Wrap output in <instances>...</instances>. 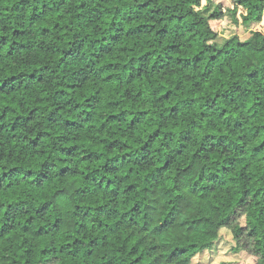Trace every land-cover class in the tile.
<instances>
[{
	"label": "trees",
	"instance_id": "16d2710c",
	"mask_svg": "<svg viewBox=\"0 0 264 264\" xmlns=\"http://www.w3.org/2000/svg\"><path fill=\"white\" fill-rule=\"evenodd\" d=\"M231 3L0 0V264H192L222 229L264 264V0Z\"/></svg>",
	"mask_w": 264,
	"mask_h": 264
},
{
	"label": "rangeland",
	"instance_id": "374dc122",
	"mask_svg": "<svg viewBox=\"0 0 264 264\" xmlns=\"http://www.w3.org/2000/svg\"><path fill=\"white\" fill-rule=\"evenodd\" d=\"M216 4L224 8H231V0H213ZM212 27L219 35V42L233 36H238L242 41L247 40L254 28H245L236 26L230 17L222 21L212 22ZM261 28V27H259ZM255 258L248 252L236 250V243L231 232L228 229H222L220 238L213 248L205 251L195 257L192 264H253Z\"/></svg>",
	"mask_w": 264,
	"mask_h": 264
}]
</instances>
